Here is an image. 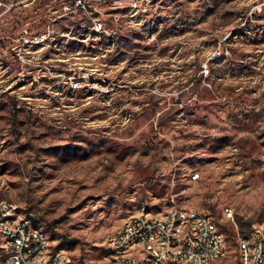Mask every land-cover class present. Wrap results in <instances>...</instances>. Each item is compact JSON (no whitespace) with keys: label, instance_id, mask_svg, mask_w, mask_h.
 <instances>
[{"label":"rangeland","instance_id":"374dc122","mask_svg":"<svg viewBox=\"0 0 264 264\" xmlns=\"http://www.w3.org/2000/svg\"><path fill=\"white\" fill-rule=\"evenodd\" d=\"M0 198L71 264L174 208L241 264L264 221V0H0Z\"/></svg>","mask_w":264,"mask_h":264},{"label":"built area","instance_id":"2783aa9c","mask_svg":"<svg viewBox=\"0 0 264 264\" xmlns=\"http://www.w3.org/2000/svg\"><path fill=\"white\" fill-rule=\"evenodd\" d=\"M81 3V1H80ZM210 74L209 68L203 70ZM199 174L194 175V179ZM232 217L230 209L224 210ZM0 237L9 264H71L66 249H53L46 231L20 217L0 198ZM241 264H264V221L238 236ZM227 240L205 210L174 208L161 217L142 212L130 217L113 237L108 264H216L227 255Z\"/></svg>","mask_w":264,"mask_h":264}]
</instances>
